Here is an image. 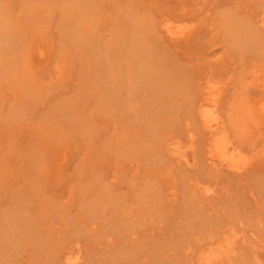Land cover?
I'll list each match as a JSON object with an SVG mask.
<instances>
[{"label": "rangeland", "instance_id": "374dc122", "mask_svg": "<svg viewBox=\"0 0 264 264\" xmlns=\"http://www.w3.org/2000/svg\"><path fill=\"white\" fill-rule=\"evenodd\" d=\"M62 1L0 0V264H264V0Z\"/></svg>", "mask_w": 264, "mask_h": 264}, {"label": "bare ground", "instance_id": "6f19581e", "mask_svg": "<svg viewBox=\"0 0 264 264\" xmlns=\"http://www.w3.org/2000/svg\"><path fill=\"white\" fill-rule=\"evenodd\" d=\"M77 1V0H76ZM82 1H84V0H82ZM90 1V2H89ZM135 1V0H134ZM139 1V0H138ZM141 1V0H140ZM139 1V2H140ZM143 1V0H142ZM141 1V2H142ZM145 1V0H144ZM157 1L158 0H149V5L148 6H150L151 4H152V6H153V4H157ZM180 1V4L183 6V7H187V6H192V5H195L196 3L197 4H199V3H207V0H179ZM179 1H178V3H179ZM78 2V1H77ZM87 2V4H88V2L89 3H91V4H94L91 0H88V1H86ZM137 2V1H136ZM145 2H147V1H145ZM161 2V1H160ZM164 2V1H163ZM79 3V2H78ZM135 3V2H134ZM148 3V2H147ZM59 4H63L64 6L65 5H67V4H70V6L72 7V9L73 10H77V9H79V8H81V10H82V14L85 12L82 8H84L83 6L81 7V5H75V6H73L75 3H69L67 0H63L62 2H60ZM79 4H81V3H79ZM91 4H89V5H91ZM97 5H98V3H96ZM95 4V5H96ZM139 4V3H138ZM137 4V5H138ZM200 4V5H201ZM61 5H59V6H61ZM85 5V4H84ZM147 4H144V6H146ZM63 6V7H64ZM88 6V5H87ZM93 6V5H92ZM116 6V5H115ZM131 6H133V5H131ZM151 6V7H152ZM181 6V7H182ZM62 7V6H61ZM62 7V8H63ZM85 7H86V5H85ZM89 7H91V6H88V8ZM94 7V6H93ZM87 8V9H88ZM135 8V11H133L132 9H134ZM134 8H132V7H130L129 9H131V11L132 12H135L136 13V15L138 14L137 12H139V10L137 11V9L138 8H140L139 7V5L138 6H136V7H134ZM84 9H86V8H84ZM90 9V8H89ZM94 9L96 10V6L94 7ZM190 9H194V8H190ZM91 10V9H90ZM89 10V11H90ZM189 10V9H188ZM80 12V11H79ZM128 12H130V10H128ZM127 12V13H128ZM81 13V12H80ZM91 13H94V12H92V10H91ZM126 13V14H127ZM131 13V12H130ZM134 13V14H135ZM186 13H188V12H186ZM185 13V14H186ZM133 14V15H134ZM140 14H142L143 15V13H141V12H139V15H137V16H140ZM146 14L147 13H145V18H144V15H143V24L142 25H148V26H151L152 28V31L153 30H155V28H156V26L157 25H159V24H156V20L154 19L153 21H150V23L148 22L151 18H149V20H147V16H146ZM92 15V14H91ZM125 15V14H124ZM129 15V14H128ZM148 15V14H147ZM163 15V14H162ZM165 15V14H164ZM163 15V16H164ZM84 16V15H83ZM93 16V15H92ZM135 16V15H134ZM166 17H165V19L164 20H161V21H159L161 24V26H162V28L165 30V31H167L168 33L170 32V27H171V22H170V18L168 17V15L166 14L165 15ZM125 17H126V15H125ZM131 17L133 18V16H132V14H130V16L129 17H127L128 18V20H129V18L131 19ZM147 17V18H146ZM92 18H94V16L92 17ZM160 18L162 19V17L160 16ZM202 18H204V17H202ZM141 19V20H142ZM94 20V19H93ZM134 20V18L133 19H131L130 21H133ZM146 20V21H145ZM136 21H139V19L137 20H134V23L133 22H131V23H133V24H135V22ZM127 22V21H126ZM136 23H138V22H136ZM142 23V22H141ZM85 24V23H84ZM151 24V25H150ZM76 25H77V23H76ZM75 25V26H76ZM79 25V24H78ZM82 25H83V23H82ZM81 25V26H82ZM139 25V27H136L137 29H141L140 27H141V24H138ZM154 25V26H153ZM77 27V26H76ZM75 27V28H76ZM143 27V26H142ZM154 27V28H153ZM157 27H159V26H157ZM133 28H134V25H133ZM145 28H147V27H145ZM148 30L147 31H149V29H150V27L149 28H147ZM78 30V29H77ZM134 30V29H133ZM136 30V29H135ZM163 30V31H164ZM74 31H76L75 29H74ZM79 31V30H78ZM128 31V30H127ZM126 31V32H127ZM136 31H138V30H136ZM151 31V30H150ZM80 32V31H79ZM78 32L76 31V34H77ZM132 33H134V32H130V34H132ZM76 34L74 33V35L76 36ZM130 34H129V36H130ZM139 34H141V36H142V32H140ZM80 34H78V39H80L81 37L79 36ZM134 35V34H133ZM132 35V36H133ZM136 35V34H135ZM74 37V36H73ZM80 37V38H79ZM125 37V36H124ZM128 37V36H127ZM136 37H137V35H136ZM83 39H84V37H82ZM81 38V39H82ZM74 39H76L75 37H74ZM137 39H138V41H139V38L137 37ZM86 40V39H85ZM77 42H79V40L77 41ZM81 42V41H80ZM79 42V43H80ZM74 43V42H73ZM73 43L71 42V46L73 45ZM82 43V42H81ZM140 43V42H139ZM137 45V44H136ZM144 46V43L142 44V42H141V46ZM90 49H92V47L90 48ZM137 49H140V48H137ZM141 53V52H140ZM149 54V53H148ZM138 56V55H137ZM146 59H148V57L146 58ZM93 60V59H92ZM142 61V60H141ZM139 63V62H138ZM144 64V63H143ZM141 65L142 66V68H143V66L144 65ZM146 64H147V62H146ZM129 66V65H128ZM126 66V68H128L127 70H125V72L126 71H129L130 72V70H132V66ZM145 67H146V65H145ZM144 67V68H145ZM129 68H130V70H129ZM146 69V68H145ZM97 71V70H96ZM133 71V70H132ZM94 75V74H93ZM165 75V74H164ZM95 76H97V74L95 75ZM94 77V76H93ZM172 81V80H171ZM171 84V83H170ZM209 93H211V94H209ZM209 93H207V94H205V95H212V92H209ZM206 96L204 99L202 98L201 99V102H200V106L202 107L201 108V110H200V113H201V118H202V121H203V123L204 124H202V125H204L207 129L209 128L210 129V133L209 134H211L212 136V141H211V147H210V153H211V155L210 156H212V157H214L215 159L216 158H218L219 160L218 161H220L222 164H225V165H227V166H230L231 168H233V169H237V167L239 168V165H240V158H241V155H240V152H239V149L237 150L236 149V146L234 145V146H230L229 147V144L228 143H230L229 142V140L227 141L225 138H227V136H225L224 137V135H226L225 134V130H224V132L221 130V131H219L220 133H221V135H220V133L218 132V130H217V128L219 129V126L216 128L215 127V124H213L212 123V115H211V111H210V108H211V102H213L212 101V99H211V96ZM263 101H264V98H263ZM240 103V102H239ZM263 103V102H262ZM242 103H240V105H241ZM244 104V103H243ZM243 104L240 106H238V107H240V108H243V107H245L246 108V105H244L243 106ZM245 104H247V103H245ZM251 105V104H250ZM210 106V107H209ZM243 106V107H242ZM261 107H263L264 108V105L263 106H261ZM252 109V107L250 106L249 107V109ZM238 109V108H237ZM247 109V108H246ZM250 109V110H251ZM254 111V110H253ZM256 111V110H255ZM248 113H250V111H248ZM260 114V113H259ZM242 115V114H241ZM200 118V119H201ZM215 123V122H214ZM218 125V124H217ZM204 128V127H203ZM208 129V130H209ZM207 130V131H208ZM218 133H217V132ZM223 132V133H222ZM224 134V135H223ZM211 139V138H210ZM229 139V138H228ZM231 145V144H230ZM212 159V158H211ZM234 167H236V168H234ZM218 249V248H217ZM210 251H214V250H211L210 249ZM216 252V251H215ZM211 253V252H210ZM204 256H202V259H203V257H204V260H208V258L207 259H205V257H206V254H203ZM219 255V254H218ZM215 256H216V254H215ZM212 258H214L215 259V257H214V255H212L211 256V261H212ZM217 259V258H216ZM220 260V259H219ZM65 263L66 264H79L78 263V261L77 260H73L71 257H67V258H65ZM199 261V260H198ZM202 261V260H201ZM210 261V262H211ZM215 261V260H214ZM205 263H206V261H204ZM209 262V264H211ZM220 262V261H219ZM223 262V261H222ZM201 263V262H200Z\"/></svg>", "mask_w": 264, "mask_h": 264}]
</instances>
